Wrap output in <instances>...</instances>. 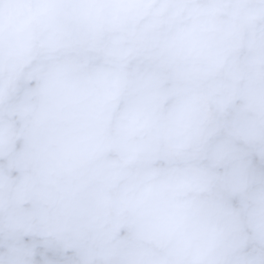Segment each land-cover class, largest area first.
I'll use <instances>...</instances> for the list:
<instances>
[{"label": "clouds", "instance_id": "clouds-1", "mask_svg": "<svg viewBox=\"0 0 264 264\" xmlns=\"http://www.w3.org/2000/svg\"><path fill=\"white\" fill-rule=\"evenodd\" d=\"M0 264H264V0H0Z\"/></svg>", "mask_w": 264, "mask_h": 264}]
</instances>
